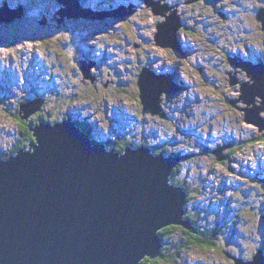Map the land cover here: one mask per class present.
Returning <instances> with one entry per match:
<instances>
[{
	"label": "rangeland",
	"instance_id": "rangeland-1",
	"mask_svg": "<svg viewBox=\"0 0 264 264\" xmlns=\"http://www.w3.org/2000/svg\"><path fill=\"white\" fill-rule=\"evenodd\" d=\"M154 1L166 14L155 13L147 0H80L94 15L69 23L65 17L58 25L62 3L56 0H0L11 8L0 11V159L16 156L21 139L30 141L28 131L33 139L26 123L40 112L47 123L68 118L84 125L96 143L124 138L133 147L146 143L153 151L167 146L162 152L170 156L187 154L170 182L187 192L184 218L202 236L220 232V240L201 248L194 233L176 224L162 237L170 261L159 264L248 262L264 246V131L245 119L241 88L253 78L239 62L264 59L258 12L264 0ZM118 7L133 15L111 16ZM173 12L181 18L178 43L164 46L155 38L157 25ZM84 64L91 65V76ZM144 67L173 81L171 95L161 99L159 93L161 116L144 112L138 86ZM238 70L240 82L232 85ZM19 105L32 114L26 117L23 106L26 118H17ZM224 146L226 158L219 161L214 151Z\"/></svg>",
	"mask_w": 264,
	"mask_h": 264
},
{
	"label": "water",
	"instance_id": "water-1",
	"mask_svg": "<svg viewBox=\"0 0 264 264\" xmlns=\"http://www.w3.org/2000/svg\"><path fill=\"white\" fill-rule=\"evenodd\" d=\"M60 1L68 7L59 11L60 23L65 17L94 15L92 8L83 9L80 0ZM147 4L162 14L163 9H157L160 1ZM132 12L118 7L110 15L125 17ZM259 19L264 22V9ZM180 20L173 12L157 25L159 44L177 33ZM241 63L253 77V83H243L241 89L247 104L245 119L264 131L262 110L251 106L264 87V62ZM82 68L91 76V65ZM165 76L143 68L138 86L144 112L147 107L156 114L159 93L175 90ZM52 125H28L39 145L29 141L16 156L0 159V264H141L146 255L158 254L157 229L181 224L197 233L184 218L186 191L170 183L171 172L187 154H151L153 149L143 145L125 146L124 154L113 148L107 151L105 144L92 145L90 134L74 120L65 118ZM226 146L214 151L219 161L226 158L222 154ZM257 253L264 255L262 250Z\"/></svg>",
	"mask_w": 264,
	"mask_h": 264
},
{
	"label": "trees",
	"instance_id": "trees-1",
	"mask_svg": "<svg viewBox=\"0 0 264 264\" xmlns=\"http://www.w3.org/2000/svg\"><path fill=\"white\" fill-rule=\"evenodd\" d=\"M20 6H23L22 4H19ZM19 6H16V8H18ZM26 11V10H25ZM229 61H230V63H231V60H230V58H229ZM142 72V69H141V71L139 72V75H140V73ZM26 102V101H25ZM142 103V102H141ZM20 106V105H19ZM21 109V106H20V108H18V110L16 111L17 112V118H19L20 119V117L21 118H23V116H22V113H21V111H19ZM24 119V118H23ZM49 118L48 117H46L45 116V113H39V114H35L34 116H33V119H32V122L30 123V122H27L26 124L27 125H29L30 126V128H34L35 127V125L36 124H39V122H45V120L47 121ZM21 120V119H20ZM71 120H73V119H71ZM55 124V123H54ZM88 125H90L91 126V124H89V123H87ZM28 129V128H27ZM82 129L84 130V131H86V130H89L87 127H85L84 125L82 126ZM32 131V130H31ZM29 132V136H28V138H26V139H30V141H31V143H33V144H36L35 142H36V138L35 137H33V139L31 138V133H30V131H28ZM88 132V131H87ZM88 133H90V132H88ZM259 139H262V137L261 138H259ZM23 140H25L24 138H22L21 139V142L19 143V144H17L16 145V148H17V150H16V152H18V150L19 149H22V148H24L25 146H27V144H28V142L29 141H26V142H24ZM118 144L117 143H115V139H112L111 141H107V144H108V147L109 148H114L115 150H117V151H120V152H123V151H125V146H131V145H129V142L126 140L125 141V139L124 138H118ZM143 144H146V143H143ZM119 147V149L117 148V147ZM132 146H134V145H132ZM139 146H141V145H139ZM166 147L167 146H162L161 148L160 147H158V146H153V148H154V150H155V153H161L162 151H165L166 150ZM15 148V149H16ZM168 152V151H167ZM193 152H190L189 153V155H191ZM6 158H8L7 157V155H6ZM185 187V186H184ZM187 191H189V189L187 190ZM187 215V214H186ZM189 215V217L190 218H192V219H194V217L193 216H191L190 214H188ZM176 228H177V225H170V226H167V227H165V228H163L162 230H161V232H160V234H161V236L162 237H164V235H166V234H168V233H173V232H175L176 231ZM198 229V228H197ZM207 229V228H206ZM199 230V229H198ZM209 230V229H208ZM214 229H211V231H213ZM203 231V230H202ZM207 232V231H206ZM210 232V231H209ZM208 232V234H209V236L207 235V233H205V232H203V236H202V234L201 233H194V236H193V238H194V242H195V244L196 245H198L199 247H201V248H203V245L204 246H207V244H208V246H209V243L210 244H214L215 243V241H217L218 239L220 240V236L219 235H221V234H219L220 232H217L218 234H213V233H209ZM214 232V231H213ZM185 233H186V231H185ZM213 234V235H212ZM210 235H212V236H210ZM205 237V238H204ZM263 249H264V246H262V248H259L258 250H257V252L259 251V250H262L263 251ZM161 251H162V253H161V255L159 256V257H157V258H155V259H153L152 260V264H159V262L161 261H165V260H169L168 259V256H167V254L165 253V251H164V245H163V247H162V249H161ZM257 252H255L254 253V255L252 256V259L258 254ZM227 254L228 253H230L229 251H227L226 252ZM264 253V252H263ZM251 259V260H252ZM150 259L149 258H145L144 260H143V264H149L150 263ZM170 261V260H169Z\"/></svg>",
	"mask_w": 264,
	"mask_h": 264
},
{
	"label": "bare ground",
	"instance_id": "bare-ground-1",
	"mask_svg": "<svg viewBox=\"0 0 264 264\" xmlns=\"http://www.w3.org/2000/svg\"><path fill=\"white\" fill-rule=\"evenodd\" d=\"M58 3H61V1L60 0H56ZM189 3H191V2H189ZM7 4H6V2H4L3 4H1V6H0V11H1V8H4L5 6H6ZM23 5V4H22ZM8 6V5H7ZM149 7V6H148ZM63 8H66V9H68V7H66V5L65 4H63L62 3V5H61V8H60V10H65V9H63ZM9 9H11V8H9ZM165 11H167V10H165ZM162 12L163 14H166V12ZM58 13V12H57ZM45 14V13H44ZM101 14V13H100ZM132 14V13H131ZM20 15V14H19ZM103 15H104V13H103ZM102 15V16H103ZM133 15V14H132ZM131 15V16H132ZM72 17V16H71ZM71 17H69L68 18V23H69V21L71 20ZM74 17V16H73ZM81 17V16H80ZM80 17H74V18H77V20L78 19H80ZM110 17V16H109ZM166 17H167V15H166ZM94 18V20L96 19H99V17L98 16H94L93 17ZM114 18V17H113ZM17 19H18V17H17ZM16 19V20H17ZM55 19L56 20H59L60 19V16H57V17H55ZM84 19V18H83ZM91 19V18H90ZM101 20V19H100ZM106 20V19H105ZM165 21V20H164ZM14 22V21H13ZM71 22V21H70ZM58 23V25H63L62 23H60V22H57ZM60 23V24H59ZM162 23V22H161ZM177 34V33H176ZM174 37L175 36H171L169 39L166 37L165 39H164V42L162 43V45L164 44V46H177V43H178V40H177V42H176V44H175V42H174ZM180 44H182V43H180ZM174 49H176L177 51H178V48L176 47V48H174ZM179 52V51H178ZM90 58V57H89ZM244 60H246V59H244ZM243 60V61H244ZM86 63H87V61H86ZM84 65H86V64H84ZM239 65L241 66V67H243V65H242V63H240L239 62ZM236 67V66H235ZM149 69V68H148ZM243 69H245L244 67H243ZM143 70V69H142ZM245 71H247V69H245ZM248 72V71H247ZM141 74V73H140ZM160 74V73H159ZM249 74H250V72H249ZM250 75H252V74H250ZM236 78V81L235 82H233V84L232 85H236V84H239V82H238V79H237V76L235 77ZM253 78V77H252ZM246 83V82H245ZM247 84H250L249 82H247ZM243 85V84H242ZM239 87H240V85H239ZM242 89V88H241ZM172 90H174V88H172ZM261 92H258V93H256L255 94V97L253 98L254 100H252L253 101V103L252 104H255V105H253V107H256V108H258V109H260V111L262 110V106H259L258 104H256L255 103V99H256V97L257 96H260V97H262L263 99H264V87L263 88H261ZM174 91H172V92H166L165 91V93H166V95L168 94V95H171L172 93H173ZM165 93L163 92V94H162V97H161V99L163 98V95H165ZM167 95V96H168ZM260 97H258L259 98V101H263ZM142 101V100H141ZM162 102V101H161ZM143 104V103H142ZM262 104L264 105V101L262 102ZM156 104L154 103V106H155ZM23 106L24 105H21V107L23 108ZM155 109H157V110H159V113L161 114V111L160 110H164V108L162 107V105L160 104L159 106H155L154 107ZM24 109H25V112H26V109H27V115H26V117L28 116V115H31L32 113V111L30 112V110H29V108H27L26 106H24ZM36 110V109H35ZM35 110H33V112L35 111ZM40 110V109H39ZM38 110V111H39ZM148 110H152V108H147L146 107V109H145V111H147V112H149ZM24 111V110H23ZM38 111H36V112H38ZM158 113H156V114H151V115H153V116H156ZM160 114H158L159 116H161ZM261 115V114H260ZM26 117H24V118H26ZM261 117H263L264 118V116H262L261 115ZM36 125H38V124H36ZM52 126H54V124L52 125ZM83 130V129H82ZM87 132V131H86ZM90 136H91V134H90ZM102 144H105V149L107 150V151H110V148L108 147V144H107V141H104V142H101ZM92 145H95L96 144V142L93 140V143H91ZM143 146H148V144H142ZM150 146V145H149ZM230 146V145H229ZM34 147V146H33ZM140 146H138V147H133V146H131L130 148L131 149H136V148H139ZM151 147V146H150ZM152 148V147H151ZM31 152H33V151H31ZM113 152H119V151H117V150H115V149H113ZM119 153H121V154H124L125 152H119ZM150 153L151 154H156L155 153V151H150ZM153 156V155H152ZM186 158H188V156L186 157ZM186 158H184V159H186ZM183 160V159H182ZM180 163V162H179ZM177 165H178V162H177ZM175 168V167H174ZM174 170V169H173ZM173 172V171H172ZM171 183V182H170ZM175 186V185H174ZM182 188V190L183 191H186L185 190V188H183V187H181ZM187 193V192H186ZM185 197V196H184ZM184 201V200H183ZM186 207V206H185ZM189 220V219H188ZM191 221V220H190ZM170 225H176V224H170ZM170 225H167V226H170ZM167 226H163L162 228H159V229H157L156 231H157V233H159V236H160V242H161V244H160V247H159V250H158V254L155 256V257H153V258H157V257H159L160 255H161V253H162V251H161V249H162V247H163V240H162V236H161V234H160V230L161 229H163V228H165V227H167ZM198 233V232H197ZM259 254V253H258ZM258 254L252 259V260H249V261H252V262H255V264H264V255L261 253V255L258 257ZM147 257H149L148 255H146L143 259H142V261H141V264H143L142 262H143V260L145 259V258H147ZM240 260H242V261H239V263L241 262L242 264H247L248 262L246 261V260H243V259H240Z\"/></svg>",
	"mask_w": 264,
	"mask_h": 264
},
{
	"label": "flooded vegetation",
	"instance_id": "flooded-vegetation-1",
	"mask_svg": "<svg viewBox=\"0 0 264 264\" xmlns=\"http://www.w3.org/2000/svg\"><path fill=\"white\" fill-rule=\"evenodd\" d=\"M60 8H61V5H60ZM259 11H260V10H259ZM259 11H258V12H259ZM255 61H256V60H255ZM262 61H264V59H261V61H256V63H260V62H262ZM237 73H238V74H237V76H238L237 79H238V78H239L240 71L238 70ZM239 81H240V79H238V82H239ZM88 123H89V122H88ZM89 124H90V123H89ZM241 221H242V220H239L240 223H241Z\"/></svg>",
	"mask_w": 264,
	"mask_h": 264
}]
</instances>
